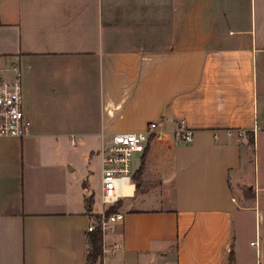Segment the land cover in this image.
<instances>
[{"label":"crops","instance_id":"1","mask_svg":"<svg viewBox=\"0 0 264 264\" xmlns=\"http://www.w3.org/2000/svg\"><path fill=\"white\" fill-rule=\"evenodd\" d=\"M11 62L32 130L0 137V264H88L90 166L154 120L103 264H264V0H0Z\"/></svg>","mask_w":264,"mask_h":264},{"label":"built area","instance_id":"2","mask_svg":"<svg viewBox=\"0 0 264 264\" xmlns=\"http://www.w3.org/2000/svg\"><path fill=\"white\" fill-rule=\"evenodd\" d=\"M23 70L16 62L0 65V137H24L31 133L32 119L25 106ZM259 129L256 121L253 132ZM240 134H246L247 129H239ZM168 131L163 121L154 120L140 131L116 132L111 135L108 143L100 149L102 157V209L90 216L88 231L99 227L103 238L125 215L121 210L109 211V207L131 192L126 191L125 184L134 185L135 154L144 152L149 141L165 140ZM172 136L179 141H192L194 129L188 126L184 119L178 121ZM133 189V188H132ZM251 243H254L252 241ZM119 243L115 242L107 249L103 245V256L114 252Z\"/></svg>","mask_w":264,"mask_h":264},{"label":"rangeland","instance_id":"3","mask_svg":"<svg viewBox=\"0 0 264 264\" xmlns=\"http://www.w3.org/2000/svg\"><path fill=\"white\" fill-rule=\"evenodd\" d=\"M260 155H261V166H262V171H264V137L262 138V142H261V146H260ZM86 160V164H87ZM80 166V164H79ZM91 168L94 170V173H90V183H91V188H93L96 192V205H101V174L100 172H98L97 168L95 165L90 166V170ZM141 193H144L143 191H141ZM250 213V212H249ZM249 221V225L247 226L246 230H245V236L247 235L249 237V240L254 239L256 240V234L254 232V229L260 224V220L259 217L258 219L253 216V218L251 219L250 216H247V222ZM262 223H263V219H262ZM252 250L256 249L257 246L255 244H253L251 246Z\"/></svg>","mask_w":264,"mask_h":264},{"label":"trees","instance_id":"4","mask_svg":"<svg viewBox=\"0 0 264 264\" xmlns=\"http://www.w3.org/2000/svg\"><path fill=\"white\" fill-rule=\"evenodd\" d=\"M144 168V163L141 164V166L136 171V174L138 172H142ZM136 175L134 174V179ZM123 203V198L111 205L109 207V211H116L119 210L120 205ZM88 236L90 239V250L88 252V264H103V258H102V244H103V234L99 227H96L95 229L88 231Z\"/></svg>","mask_w":264,"mask_h":264},{"label":"bare ground","instance_id":"5","mask_svg":"<svg viewBox=\"0 0 264 264\" xmlns=\"http://www.w3.org/2000/svg\"><path fill=\"white\" fill-rule=\"evenodd\" d=\"M133 186H134V185H132V184H131V185H130V184H125V185H124V188H125L126 191H130V192H131ZM131 193H132V192H131Z\"/></svg>","mask_w":264,"mask_h":264}]
</instances>
